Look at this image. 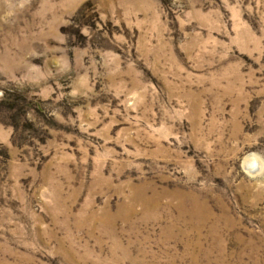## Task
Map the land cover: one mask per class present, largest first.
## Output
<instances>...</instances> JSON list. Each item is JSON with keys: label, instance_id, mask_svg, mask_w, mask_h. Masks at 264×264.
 Here are the masks:
<instances>
[{"label": "rangeland", "instance_id": "rangeland-1", "mask_svg": "<svg viewBox=\"0 0 264 264\" xmlns=\"http://www.w3.org/2000/svg\"><path fill=\"white\" fill-rule=\"evenodd\" d=\"M0 264H264V0H0Z\"/></svg>", "mask_w": 264, "mask_h": 264}]
</instances>
